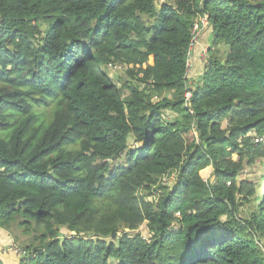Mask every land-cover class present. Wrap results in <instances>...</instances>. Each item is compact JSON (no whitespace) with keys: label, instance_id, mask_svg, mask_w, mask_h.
I'll list each match as a JSON object with an SVG mask.
<instances>
[{"label":"trees","instance_id":"trees-1","mask_svg":"<svg viewBox=\"0 0 264 264\" xmlns=\"http://www.w3.org/2000/svg\"><path fill=\"white\" fill-rule=\"evenodd\" d=\"M205 16L229 50L208 48L191 85ZM14 220L38 231L19 264H264V2L0 0V226Z\"/></svg>","mask_w":264,"mask_h":264},{"label":"rangeland","instance_id":"rangeland-1","mask_svg":"<svg viewBox=\"0 0 264 264\" xmlns=\"http://www.w3.org/2000/svg\"><path fill=\"white\" fill-rule=\"evenodd\" d=\"M252 3L254 2H264V0H248ZM204 21V20H203ZM207 23V22H205ZM208 27V26H206ZM201 30H200V34H201ZM199 34V36H200ZM198 42V41H197ZM206 48H209V56L208 57H215L221 61H223L226 57V54L229 50L228 47H225L224 45H219L217 47H215L214 45H212L211 43V34H209L208 39L205 42ZM191 50H189L188 53V60L189 59V54H190ZM110 76L113 79V81L115 82V84L120 88L122 86H124L126 83L129 84V80L126 76V68L124 66H111L110 67ZM133 84V83H131ZM124 94L126 95L127 92L124 91ZM163 97L169 99L171 97V95L169 93H163L161 96L159 95H153L152 96V101L158 102L160 99H162ZM168 116L167 119L172 120V118L175 116L173 113L171 112H167L166 113ZM234 159H236V156H234ZM201 178L206 182V181H210L212 180V169L206 168L205 170L201 171L200 173ZM242 178H250V179H256L259 177V172H258V168H250V169H246L242 176ZM175 178L172 176H167L165 178V183L164 184H173ZM164 181V180H163ZM154 197V195H151L148 197L149 200H152ZM255 211V206L254 205H244L242 207L239 208V215L242 218H247L251 212ZM31 227V229H30ZM29 229H25V227H23L20 224L19 220H14L12 221V223H10L6 228H3L0 226V258L3 259L4 264H19L20 262H22L25 254H26V248H30V247H36V241H34V237L38 235V231L35 229L34 227L30 226ZM33 228V229H32ZM140 233L144 238H147L148 234H147V229L145 227V225H141L138 230L135 231V233ZM257 245L258 247L261 248L262 253L264 254V245L263 243L259 240L257 241Z\"/></svg>","mask_w":264,"mask_h":264},{"label":"crops","instance_id":"crops-1","mask_svg":"<svg viewBox=\"0 0 264 264\" xmlns=\"http://www.w3.org/2000/svg\"><path fill=\"white\" fill-rule=\"evenodd\" d=\"M201 32L202 33L199 36L198 43L195 45V47L191 50L189 54L190 69L188 71V78L191 85H195L197 83L200 78V75L203 72L204 66L200 61L199 53L201 47H206L207 44L205 42L208 39L209 34H211V29H209V27H202ZM0 262L4 264L2 258H0Z\"/></svg>","mask_w":264,"mask_h":264},{"label":"built area","instance_id":"built-area-1","mask_svg":"<svg viewBox=\"0 0 264 264\" xmlns=\"http://www.w3.org/2000/svg\"><path fill=\"white\" fill-rule=\"evenodd\" d=\"M205 22H207L206 16L201 20L200 23L195 24V26L193 27L192 40H191V44H190V49L189 50H192L195 47V45L198 43L197 41L199 39V34H200L201 28L208 26V22L207 23H205ZM207 56H208V48L201 47V50H200V53H199V58H200V61L203 64V66H205L207 64V61H208V57ZM186 67H187L186 68L187 71H189V69H190V60H188V62L186 64ZM183 97H184L185 106H188V102H189V100L191 98V92L186 91L184 93Z\"/></svg>","mask_w":264,"mask_h":264}]
</instances>
